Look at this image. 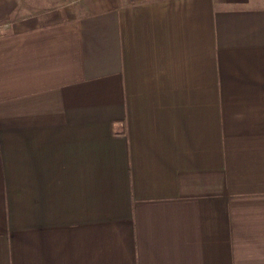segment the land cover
<instances>
[{
	"label": "crops",
	"instance_id": "crops-1",
	"mask_svg": "<svg viewBox=\"0 0 264 264\" xmlns=\"http://www.w3.org/2000/svg\"><path fill=\"white\" fill-rule=\"evenodd\" d=\"M0 264H264V0H0Z\"/></svg>",
	"mask_w": 264,
	"mask_h": 264
}]
</instances>
